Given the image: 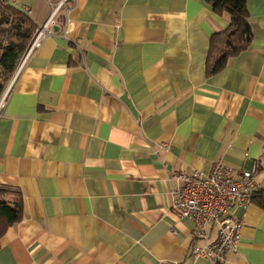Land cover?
I'll return each instance as SVG.
<instances>
[{
    "label": "crops",
    "instance_id": "obj_1",
    "mask_svg": "<svg viewBox=\"0 0 264 264\" xmlns=\"http://www.w3.org/2000/svg\"><path fill=\"white\" fill-rule=\"evenodd\" d=\"M1 1L34 33L53 23L3 92L0 184L21 214L0 264H214L170 212L173 174L258 163L264 188V0H246L249 45L215 73L210 38L229 15L205 0ZM232 212L241 238L222 264H264V209Z\"/></svg>",
    "mask_w": 264,
    "mask_h": 264
},
{
    "label": "built area",
    "instance_id": "obj_2",
    "mask_svg": "<svg viewBox=\"0 0 264 264\" xmlns=\"http://www.w3.org/2000/svg\"><path fill=\"white\" fill-rule=\"evenodd\" d=\"M23 10L27 11L25 7ZM51 23L52 15L36 29L17 70L28 55L40 47L49 33L48 26ZM4 98L5 93L0 97V108ZM257 167L258 163H255L250 170H240L236 173L230 165L217 160L207 173L194 170L173 174V177L180 181V185L173 190L170 212L179 219L188 217L193 221V237L198 240L191 247L193 257H202L214 264H222L227 254L237 252L242 219L232 212V208L245 207L252 200L254 192L258 189L254 178ZM212 227L215 228V237L209 240Z\"/></svg>",
    "mask_w": 264,
    "mask_h": 264
},
{
    "label": "trees",
    "instance_id": "obj_3",
    "mask_svg": "<svg viewBox=\"0 0 264 264\" xmlns=\"http://www.w3.org/2000/svg\"><path fill=\"white\" fill-rule=\"evenodd\" d=\"M213 11L227 12L226 28L212 33L207 66L208 73L220 70L228 57L246 49L251 40L246 0H205ZM36 24L20 10L0 0V97L33 36ZM253 201L264 209V188L257 189ZM21 214V198L16 187L0 184V236Z\"/></svg>",
    "mask_w": 264,
    "mask_h": 264
}]
</instances>
